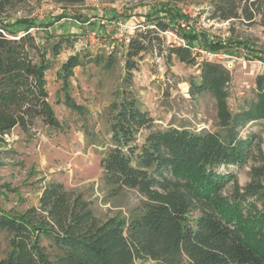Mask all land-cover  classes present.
Listing matches in <instances>:
<instances>
[{"label": "trees", "instance_id": "1", "mask_svg": "<svg viewBox=\"0 0 264 264\" xmlns=\"http://www.w3.org/2000/svg\"><path fill=\"white\" fill-rule=\"evenodd\" d=\"M27 1L0 0V17ZM209 19L264 26V0H212ZM167 28L162 23L146 26L127 42L123 90L110 107L112 138L100 162L114 196L128 188L144 197L141 215L101 220L83 195L49 183L41 189L38 206L18 215L0 209V233L10 235L0 264H264L263 142L256 134L241 136L248 125L264 123V73L255 79L253 98L233 112L228 104L231 72L222 63L198 59L190 44L197 35H183L188 43L166 46L161 32ZM30 29L14 34L0 24V141L16 127L24 132L38 124L60 127L47 90L48 51ZM71 42L59 38L53 55ZM155 51L169 65L175 58L199 69L198 79L189 82V94L215 98L223 133L157 126L129 89L143 54ZM86 57L67 59L66 80L86 65ZM104 60L108 70L117 64L114 52L87 61L100 66ZM65 104L81 110L69 95ZM251 160L261 167L242 187L234 169ZM44 237L57 251L53 257L42 246Z\"/></svg>", "mask_w": 264, "mask_h": 264}, {"label": "rangeland", "instance_id": "2", "mask_svg": "<svg viewBox=\"0 0 264 264\" xmlns=\"http://www.w3.org/2000/svg\"><path fill=\"white\" fill-rule=\"evenodd\" d=\"M211 2L81 0L58 4L53 0H29L16 4L0 17V24L14 34L31 28L47 48L50 64L46 73L47 90L60 121L56 129L38 124L24 132L16 127L0 141V209L21 214L38 206L45 185L59 182L83 195L101 220L113 217L131 220L141 215L144 197L128 188L114 196L104 181L100 165L112 138L110 107L121 98L126 76L124 55L130 38L156 23L168 27L161 32L166 46L171 42L188 43L181 39L183 35H197L190 44L198 59L222 63L232 74L228 104L233 112L253 98L255 79L264 73V26L211 21ZM109 24L120 27L123 42L111 38ZM91 32H96L94 38ZM62 36L72 42L64 45L59 55H53L52 45ZM217 43L223 47L210 48ZM110 52L117 59L112 70L104 67L105 60L100 66L87 61L96 56L106 58ZM75 54L86 55V65L76 68L74 75L66 80L63 64ZM198 76L197 67L175 58L169 65L164 54L155 51L143 54L129 89L159 128L186 126L191 130L223 133L215 98L209 93L196 98L189 94V82ZM66 95L81 110L69 109ZM254 134L261 137L264 148V123H253L241 131L245 138ZM260 167L251 160L241 169H234L240 186L248 185ZM9 240V234L0 233V259L9 248ZM52 244L50 238L42 239V246L53 257L57 251Z\"/></svg>", "mask_w": 264, "mask_h": 264}, {"label": "built area", "instance_id": "3", "mask_svg": "<svg viewBox=\"0 0 264 264\" xmlns=\"http://www.w3.org/2000/svg\"><path fill=\"white\" fill-rule=\"evenodd\" d=\"M103 24H105V23H103ZM108 27H109V29H111L110 33H112V34H110V36L112 39L116 40L117 42H123L124 41L123 31L120 29V27L118 25L109 24ZM187 30H189V27H187ZM166 33H168V32H166ZM170 34H174V33L171 32ZM90 36H91V38H94L96 36V32H91ZM182 43H183V41H182Z\"/></svg>", "mask_w": 264, "mask_h": 264}, {"label": "crops", "instance_id": "4", "mask_svg": "<svg viewBox=\"0 0 264 264\" xmlns=\"http://www.w3.org/2000/svg\"><path fill=\"white\" fill-rule=\"evenodd\" d=\"M141 19H142V17H141Z\"/></svg>", "mask_w": 264, "mask_h": 264}]
</instances>
